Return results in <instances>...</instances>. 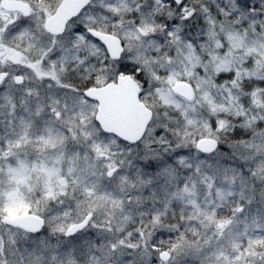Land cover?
<instances>
[{"label":"snow or ice","instance_id":"obj_1","mask_svg":"<svg viewBox=\"0 0 264 264\" xmlns=\"http://www.w3.org/2000/svg\"><path fill=\"white\" fill-rule=\"evenodd\" d=\"M0 264H264V0H0Z\"/></svg>","mask_w":264,"mask_h":264}]
</instances>
